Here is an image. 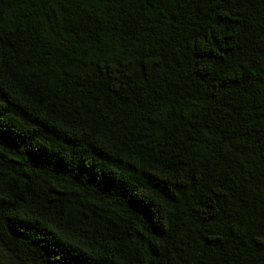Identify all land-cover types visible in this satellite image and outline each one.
Here are the masks:
<instances>
[{"label":"trees","instance_id":"obj_1","mask_svg":"<svg viewBox=\"0 0 264 264\" xmlns=\"http://www.w3.org/2000/svg\"><path fill=\"white\" fill-rule=\"evenodd\" d=\"M0 264H264V0H0Z\"/></svg>","mask_w":264,"mask_h":264}]
</instances>
